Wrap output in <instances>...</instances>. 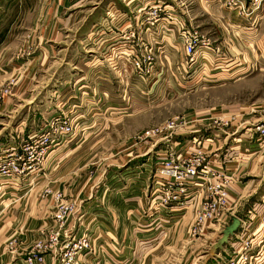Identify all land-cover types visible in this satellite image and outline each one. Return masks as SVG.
<instances>
[{"label":"rangeland","instance_id":"rangeland-1","mask_svg":"<svg viewBox=\"0 0 264 264\" xmlns=\"http://www.w3.org/2000/svg\"><path fill=\"white\" fill-rule=\"evenodd\" d=\"M3 1L0 147L21 153L27 135L52 120L74 129L33 169L3 179L18 192L6 202L4 250L14 257L5 264H236L243 246L246 264H256L264 197L245 202L241 226L215 255L209 249L250 178L227 169L247 152L236 144L256 138L264 161V3L173 7L184 24L157 1ZM194 28L206 45L190 61L183 32ZM189 159L209 168L192 195L176 199V183L162 174L154 186V173ZM110 186L131 189L130 200Z\"/></svg>","mask_w":264,"mask_h":264},{"label":"crops","instance_id":"crops-1","mask_svg":"<svg viewBox=\"0 0 264 264\" xmlns=\"http://www.w3.org/2000/svg\"><path fill=\"white\" fill-rule=\"evenodd\" d=\"M155 1L161 2L162 4H164V9H165L164 14L165 15L169 16L168 14H170V15L174 14V16L178 17V18L183 13L179 14V13H177V11L175 12L174 8H178L180 5L182 6V5H186V4H190V5L191 4H195V5L196 4H204V5L207 4L209 6H211V5L215 6V5H223L222 3L224 2V0H128V1H125V3L127 5L130 4L131 2H133V4H138V3H140V4H147L148 3L149 4V3H154ZM244 1H246V0H238L236 2L238 4H240V2L244 3ZM260 1H261V4L264 3V0H260ZM3 2H4L3 0H0V6L2 5ZM50 3H52V1ZM247 3H249V0H247ZM5 4H6V2H4V6H6ZM47 4H48V2H47ZM54 4H55V0H53V3L51 6H54ZM21 9H22V5H21V7L19 5V12L21 11ZM117 11L119 12V10H117ZM128 11L134 12V8L131 9V6H128ZM182 12H183V10H182ZM112 15L114 16V14H112ZM122 16L124 19L123 22L125 23L126 27H128L129 25H132V21L130 19V15L128 14V12H126L125 14H122ZM181 18H182V22L185 24V21H184L185 16L181 15ZM164 23L166 24L165 21H164ZM176 28L174 27V31H176L175 30ZM182 28H187V26L182 27ZM145 30H148V28L147 29L145 28ZM162 32L164 34H167L168 32H170L171 34L174 33L172 29H171V31L168 29H166L165 31L162 30ZM239 140H242V139H239ZM256 142H257L256 138H255V141L253 143L251 140L239 141L236 144V146L237 145L238 146L245 145V147H247V150H246L247 152L244 153L243 151H240L237 156L233 157L232 160H230V162L227 163V169L229 170V172L233 171L234 173H236V171H239V172L243 173L245 176L250 177L247 181H245L243 183H239L238 190H237V192H238V205L231 207L232 215H236L237 217H239L241 219V224L243 223L242 215H245L244 211L246 208L243 207L245 202H248L249 199L252 198L253 200L250 203H253V205L255 206L257 204L256 201H258L259 199L261 200V197H264V161H262L260 159V154H261L262 150H261V147H259V143H256ZM8 145L12 146L11 143H9ZM0 148H2V147H0ZM229 148H232V146L229 145ZM54 152H55V150L51 153V155H54ZM130 171H131V169L123 170L122 174L125 173V175L127 177H129ZM116 178H117V175L111 176V178L109 180V182L111 181L109 183V184H111V186H112V184L116 185L114 182V180ZM141 178H142V183H143L144 172H142ZM3 182L4 181L0 180V264H5L8 259L14 257V256L12 257L10 254L6 253L4 250V244H5V240H6V231H5L6 221L4 222V220L6 218V216H5L6 210L11 208V207H8L9 204L7 206V203H6L7 200H9V197L14 195V193H16V194L18 193L12 187L3 185ZM111 186H110V188H112L116 194V191H119L118 190L119 187L115 186V188H113ZM105 190H106L105 188L100 187V189H97L96 192H98V194L100 196H103ZM131 192H133V191H131V189H128L126 187L125 190L119 191V192H117V194L125 196L124 200L127 201V200H130V199H128V196L131 194ZM110 194H108L109 200L106 199V201H105V199H103V197H101L100 200H104L105 203L108 202V203H106L107 205L111 206L112 209L117 210L118 199L113 194H112V196L114 199L110 198ZM137 194H139V193H137ZM257 218L258 219H257L255 224L258 223L257 225H258L259 230H258L257 235L255 236L254 240L256 243H258L257 247H258V250L260 252L259 254L261 255V257L263 259L264 258V252L262 253V251L264 250V230L261 229L262 223H264V205L263 204H261V207L259 208V210H257ZM142 235H146V234L142 233ZM30 238H31V233H29V237H27V239H30ZM14 264H21L20 259H16ZM44 264H53V261L50 257H46Z\"/></svg>","mask_w":264,"mask_h":264},{"label":"built area","instance_id":"built-area-1","mask_svg":"<svg viewBox=\"0 0 264 264\" xmlns=\"http://www.w3.org/2000/svg\"><path fill=\"white\" fill-rule=\"evenodd\" d=\"M163 12H165V9H163ZM144 22L143 19L142 24ZM150 24H152V22ZM203 45H206L203 41V36L196 29H186L183 32L184 53L189 57L190 61H192L196 54L204 47ZM172 125V123H169L167 127L171 128ZM45 129V131L38 135H27V141L23 145L21 153L14 151V147L9 145L5 148H0V180L18 179L19 176L28 169L29 171L33 169V162L48 153L50 147L63 142L74 133L72 125L67 121L54 123L52 120V122L46 124ZM200 166L201 164L197 159L176 162L166 168V170L154 173V186L159 187V185H161L159 177L162 174V176L170 177L176 183L177 189L179 190V193L175 197L176 199L179 196L188 198L189 195H192V190L200 188L203 178L206 177L205 174H207L209 170L208 166ZM221 195L225 196L226 192L222 191ZM183 204L184 203L181 202L180 206H183ZM247 248V246H243L240 251H236L239 253L234 252L231 257L232 261L236 264H246V259L251 257L248 256L250 253ZM241 255L243 256L239 259ZM234 259H236V261H234ZM257 259L259 260L256 264H263L260 257L254 260Z\"/></svg>","mask_w":264,"mask_h":264},{"label":"water","instance_id":"water-1","mask_svg":"<svg viewBox=\"0 0 264 264\" xmlns=\"http://www.w3.org/2000/svg\"><path fill=\"white\" fill-rule=\"evenodd\" d=\"M240 224L241 219L235 215H232L231 222L223 227L221 236L210 247L209 255H215L216 251L222 248L225 243H227L229 237L235 233Z\"/></svg>","mask_w":264,"mask_h":264}]
</instances>
